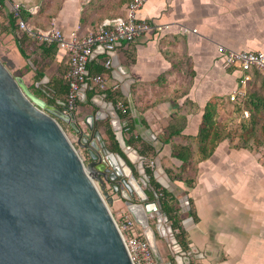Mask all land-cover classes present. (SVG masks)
<instances>
[{
  "label": "crops",
  "instance_id": "1",
  "mask_svg": "<svg viewBox=\"0 0 264 264\" xmlns=\"http://www.w3.org/2000/svg\"><path fill=\"white\" fill-rule=\"evenodd\" d=\"M14 1L28 12L35 10L28 19L32 28L46 30L53 22L66 37L73 31L83 36L105 20L123 17L127 4L113 15L109 0L93 4L91 0ZM9 13L8 6L0 11V51L5 52L7 59L10 49L5 44L23 34L16 23L14 31L8 32ZM136 15L168 28L148 32L129 44L120 42L113 54L96 47L86 74L102 75L107 89L98 93L91 81L86 80L76 111L89 112L93 109L89 102L96 97L100 106L107 108L108 103L115 106L119 92L128 104L129 126H133L136 138L152 146L155 158L164 168L180 169L181 162L172 156L170 124L182 126V137L193 138L208 102L218 106L226 95L245 90V85L240 86L239 82L242 73L223 67L218 47L264 53V0H146ZM182 27L196 32H183ZM28 38L30 42L25 49L28 58L21 55L22 62H10L16 72L14 76L21 77L32 89L41 82L39 88L54 90L56 95L50 103L65 102L67 52ZM107 57L128 78L122 79L123 83L112 73V65L109 70L103 67ZM98 68H103V72L97 73ZM125 85L130 89L133 112L121 90V86L126 90ZM35 92L41 94L37 89ZM62 127L75 139L67 125ZM108 130L114 135L109 125ZM106 135L110 146L121 153L118 146L111 144L107 132ZM124 140L128 147L134 144L126 135ZM263 159L262 149L235 147L222 141L209 158L193 164L197 173L192 185L172 179L176 196L173 208L180 230L185 233L181 243L185 251L192 250L189 263L197 260L200 264H264ZM121 203L115 201L112 207L118 208ZM155 244L166 256L164 262L188 264L184 258L177 259V254L174 257L168 254L161 237L156 236Z\"/></svg>",
  "mask_w": 264,
  "mask_h": 264
},
{
  "label": "water",
  "instance_id": "2",
  "mask_svg": "<svg viewBox=\"0 0 264 264\" xmlns=\"http://www.w3.org/2000/svg\"><path fill=\"white\" fill-rule=\"evenodd\" d=\"M111 65L121 83L128 79ZM40 83L32 89L0 60V264H132L95 183L108 186L122 201L156 264H171L164 262L156 236L168 254L189 264L192 250L183 249L174 229L175 212L165 210L164 202L168 208L173 202L161 194L172 193L176 199L174 184L158 158L148 175V159L126 145L128 124L121 122L116 106H100L96 97L89 102L93 109L78 114L66 102L50 103L56 92L39 88ZM121 90L133 112L130 89ZM106 121L121 153L107 142ZM104 197L112 203L108 193Z\"/></svg>",
  "mask_w": 264,
  "mask_h": 264
},
{
  "label": "built area",
  "instance_id": "3",
  "mask_svg": "<svg viewBox=\"0 0 264 264\" xmlns=\"http://www.w3.org/2000/svg\"><path fill=\"white\" fill-rule=\"evenodd\" d=\"M145 1L146 0H131L128 4H126L123 17L105 20L98 28L83 36H80L76 31H73L67 37L59 29L53 26V22L52 27L46 30L35 29L27 25L19 17V5L16 2L13 3L11 0H0V9L4 6L10 7L11 12L14 17H16L17 28L21 33H25L27 36L40 44L55 46L57 49L67 52L69 60L68 69L65 74V83L67 86L65 102L70 110H76L79 93L86 80L91 81L98 93L104 92L107 89L105 78L102 75L97 74L89 77L86 74L89 58L96 47L102 48L107 53L115 52V49L120 42L129 44L144 36L148 32H161L168 28L166 25L155 24L146 19L137 18V11ZM85 2L87 3L89 1L85 0ZM34 11L35 10H30V13H34ZM182 31L196 32L195 29L189 30L184 27H182ZM218 50L223 55V67L225 69L236 68L242 73V77L239 81L240 86H244L246 84L249 79L247 72L252 69L257 70L264 76V53L234 51L223 46H219ZM111 63L110 57H107V59L103 62V67L109 70ZM243 95L244 91L239 90L231 94L229 99L234 102ZM115 106L122 116L127 117V108L123 103L116 102ZM125 131H129V128H125ZM69 140L71 143L74 141L72 138H69ZM76 151L81 157L80 151L77 149ZM152 166L153 164L151 163V167ZM110 213L131 263L156 264L152 250L148 242L145 240L139 225L133 220L126 209H121L115 217L111 211ZM189 264L200 263L196 260Z\"/></svg>",
  "mask_w": 264,
  "mask_h": 264
},
{
  "label": "trees",
  "instance_id": "4",
  "mask_svg": "<svg viewBox=\"0 0 264 264\" xmlns=\"http://www.w3.org/2000/svg\"><path fill=\"white\" fill-rule=\"evenodd\" d=\"M99 0H91V4ZM131 0H122L121 3H129ZM11 2L15 3L14 0ZM19 5V4H18ZM2 9H0L1 11ZM38 12V10H37ZM36 12V13H37ZM30 12L26 11L21 5H19V17L26 24H32L29 22ZM9 33H12L15 29L16 17L13 13H9ZM31 26V25H29ZM11 30V31H10ZM30 40L28 36L24 33L22 36L17 38L16 44L18 51L24 58H28L25 53V49L29 44ZM43 45V44H42ZM97 73H102L103 68H98ZM39 75V74H38ZM97 75V74H96ZM249 79L245 84L244 95L238 98L235 108V112L238 114H248L246 119H242L239 125L234 129L233 132L226 131L224 125L216 121V105L213 102H208L204 107V112L202 114V120L199 125L198 133L192 138V143L196 146V151H192L190 144H179L173 142V137H182L181 127L179 125L170 124V143L172 144V156L181 162L180 172L176 175L174 179H179L186 183L187 185H192L194 180L191 177H187L188 170L193 163H198L209 158L214 152L218 144L226 139L230 142L232 137H238L244 144V148H250L255 150H264V76L261 75L257 70L252 69L247 72ZM242 77V76H241ZM65 81V78H64ZM117 98H122V95L118 92L116 94ZM124 105L127 108V115H129L128 104L125 102ZM124 117V116H122ZM129 131H133V126H129ZM108 135H110L111 144L116 147L117 143L115 141L114 135L108 130ZM188 139H191L187 137ZM193 146V144H192ZM152 147H150L151 149ZM143 153V152H141ZM195 154V155H194ZM264 164V159H263ZM148 175L151 176V170L146 168ZM173 179V178H172ZM164 199L170 196L171 201L172 193H166L162 191ZM165 210L167 212L174 211L173 206L168 208L167 204L164 202ZM174 229L178 230V237L183 240L185 233L180 230L179 220L177 216L172 217Z\"/></svg>",
  "mask_w": 264,
  "mask_h": 264
},
{
  "label": "rangeland",
  "instance_id": "5",
  "mask_svg": "<svg viewBox=\"0 0 264 264\" xmlns=\"http://www.w3.org/2000/svg\"><path fill=\"white\" fill-rule=\"evenodd\" d=\"M121 1L122 0H109V2L112 5L111 11L113 12V15L116 14V12H118V10L121 8V6L125 3L124 2L122 4ZM102 2L103 1H101V3ZM9 43L10 42H8V44H5L6 46L9 45V49H10L9 59H7L5 57V55H6L5 52L0 51V60L3 62L4 65H6L8 70L13 75H15L16 72L12 68L10 62L12 64L20 63V62L23 61V57L21 56V54L18 51V47L16 45V41L12 40L11 43L10 44ZM226 97H227L226 100L221 101L219 103V105L216 106L217 116H216L215 119H216L217 122L222 123L224 125V128H225L226 131L233 132L234 129L239 125L240 121L242 119H246L247 118L248 114L246 112L244 114H242V115L236 113L235 112V108L238 106L236 104V101H238V99L236 101L232 102L229 99L228 95H226ZM117 102H121V103L124 104L126 102V99L124 97L117 98ZM121 122L122 123H127L128 125L125 128H129V122H130L129 115H127V117H123L121 119ZM125 128H124V135H126L128 138L133 140L134 144L132 146H133V148H135L138 151L137 156L138 157H141V156L142 157H146L148 160L145 163V166L148 167L151 170V172H153L156 169V163L155 162H156L157 158H155V155L153 154V151H152L153 149L152 148L150 149V147H152V146L146 145L147 143H143L140 139L136 138L135 132H133V131H125ZM65 134L70 139L72 138L71 135L66 130H65ZM73 140L74 141H73L72 145L78 151H80L81 157H83L82 151L78 148V146L75 143V139H73ZM191 141H192V137H191V139H188L187 137H177L175 140H173L174 143H179V144H184V145L191 143L192 151L195 152L196 151V146ZM224 141L227 142L228 145H230V146H235V147H243L244 146L243 142L238 137H235V136L232 137V141L231 142L228 139H226ZM192 144H193V146H192ZM141 152H143V153H141ZM151 163L153 164L152 167H151ZM160 164H161L162 168L165 170V172L168 174V176L170 177L171 181H172V178L174 179L176 177V175L180 172V170L178 168H176L175 166L173 168H171L170 170H168V169L164 168V166H163L161 161H160ZM193 164H195V163H193ZM193 164L190 166V170H188L187 177H191V178H193V180H195L194 177H196L197 168H196V165H193ZM95 185H96V188L98 189V191L100 192L101 196L103 197L104 201L106 202V204L108 206V209H110V211L112 212L114 217L117 216L119 211L121 209H124L125 206H123L122 203H121L120 207L115 208V207H112V204L115 201H118V202L119 201L122 202V201L119 200V198L116 195L112 194V192H111V190L109 189L108 186H106L105 189H102L101 186L98 183H95ZM104 193H108L112 197L113 201H112L111 204L107 203L106 198L104 197Z\"/></svg>",
  "mask_w": 264,
  "mask_h": 264
}]
</instances>
